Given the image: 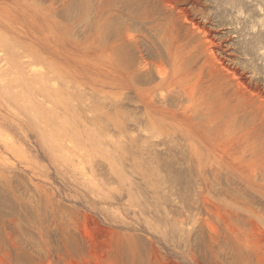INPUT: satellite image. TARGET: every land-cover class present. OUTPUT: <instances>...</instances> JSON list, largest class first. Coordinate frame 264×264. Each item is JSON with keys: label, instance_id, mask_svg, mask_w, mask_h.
<instances>
[{"label": "rangeland", "instance_id": "1", "mask_svg": "<svg viewBox=\"0 0 264 264\" xmlns=\"http://www.w3.org/2000/svg\"><path fill=\"white\" fill-rule=\"evenodd\" d=\"M0 264H264V0H0Z\"/></svg>", "mask_w": 264, "mask_h": 264}, {"label": "bare ground", "instance_id": "2", "mask_svg": "<svg viewBox=\"0 0 264 264\" xmlns=\"http://www.w3.org/2000/svg\"><path fill=\"white\" fill-rule=\"evenodd\" d=\"M183 18L184 19H187V20H189L192 24H193V26L194 27H196L198 30H202L203 28H202V25L200 24V23H198L196 20H193V19H190V17H189V15L185 12V13H183ZM205 54H207L208 55V57L210 56V58L212 59V61H216V62H218L219 64H220V67H218V68H220V71L223 73V71H225V74H228V75H232V77H233V79L240 85V86H244L247 90H249V91H253V92H256V89H254L250 84H248L247 83V81H246V79H245V77L244 76H242V75H239V72H238V70H236V69H231L230 67H228V66H226V64L218 57V55H217V52H216V50L212 47V46H208V47H206L205 48ZM210 59V60H211ZM142 60V59H141ZM143 62V61H142ZM146 64H148L147 62H146ZM160 64V63H159ZM194 64V63H193ZM139 65H140V63H139ZM149 65V64H148ZM175 66H178L177 65V63H175ZM141 67V66H140ZM144 67V65L142 64V68ZM139 68V67H138ZM158 68V67H157ZM160 68V67H159ZM182 68V67H181ZM146 69V68H145ZM141 70H143V69H141ZM148 70V69H147ZM158 70V69H157ZM181 70L182 69H179L178 67L177 68H175V73H173V74H175V76H173L172 78H170L169 77V79H166V80H164V81H162L161 83H160V85H162L163 86V88H165V87H167V86H169V87H172V86H174V85H176V83H177V81H178V79H179V77H180V73H182L181 72ZM139 71V70H138ZM144 71V70H143ZM191 71V70H190ZM165 72V71H164ZM172 74V73H171ZM162 76V75H161ZM164 76V75H163ZM146 77V76H145ZM226 77V76H225ZM188 78H190L189 76H188V74L186 75V77H185V80H187ZM231 78V77H230ZM236 78H237V80H236ZM232 79V80H233ZM184 80L183 79H179V81H178V84L179 85H182V84H184ZM235 82V83H236ZM198 85H199V83L198 82H196L195 84H194V88H197L198 87ZM210 90V89H209ZM213 90V89H212ZM215 90V89H214ZM261 94V93H260ZM260 94L258 95V96H260ZM222 95H224V94H222ZM221 96V95H220ZM206 108V107H205ZM229 109V108H228ZM231 111V110H230Z\"/></svg>", "mask_w": 264, "mask_h": 264}]
</instances>
